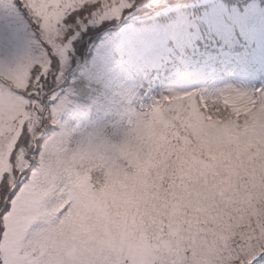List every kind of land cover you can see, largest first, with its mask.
I'll return each instance as SVG.
<instances>
[{
    "label": "snow or ice",
    "instance_id": "obj_1",
    "mask_svg": "<svg viewBox=\"0 0 264 264\" xmlns=\"http://www.w3.org/2000/svg\"><path fill=\"white\" fill-rule=\"evenodd\" d=\"M136 6L0 0V264H264V89L56 127L73 41Z\"/></svg>",
    "mask_w": 264,
    "mask_h": 264
},
{
    "label": "trees",
    "instance_id": "obj_2",
    "mask_svg": "<svg viewBox=\"0 0 264 264\" xmlns=\"http://www.w3.org/2000/svg\"><path fill=\"white\" fill-rule=\"evenodd\" d=\"M201 1L203 0H137V6L129 12L134 18L125 20L121 26L114 28L121 22L122 19H119L112 23L105 22L101 28L89 25L82 31L76 39L60 86L61 96H68L64 111L56 117V127L72 130V126L67 128V124L74 122L73 118L82 120L87 116L90 121L84 119L83 126L73 127L76 133H87L90 130L86 125L102 116L101 107L106 104V100L101 99L108 82L103 77L105 70L102 72L101 64H105L104 59L106 67L117 62L119 64L123 52L117 48L121 47L120 40L123 37L132 43V58L122 63L121 67L134 61V54L137 61L138 51L142 53V57H139L141 61L148 62V67L143 71L144 77L136 75L142 79L135 98L136 112L151 107L145 95L153 85L152 78L159 71V63L161 66L177 65L183 71L184 60L199 58L208 51L217 52L221 49L243 55L245 50L252 49L250 46L254 48V45H249L248 32L264 28V0ZM215 15H222L226 25H219ZM181 17L184 18L181 20ZM175 22H178L179 30L178 27L176 31L168 29V25ZM226 26V31L232 38L222 30L218 31L220 27L225 30ZM112 70L117 72L113 65ZM141 103L143 104L140 106ZM84 106L87 110L83 109ZM130 110L132 109L127 108V111ZM127 111L119 113L120 119L116 117L111 121L106 118L105 135L127 129Z\"/></svg>",
    "mask_w": 264,
    "mask_h": 264
},
{
    "label": "rangeland",
    "instance_id": "obj_3",
    "mask_svg": "<svg viewBox=\"0 0 264 264\" xmlns=\"http://www.w3.org/2000/svg\"><path fill=\"white\" fill-rule=\"evenodd\" d=\"M213 1L214 0H203L201 2L209 3ZM130 11L131 9L127 10L119 19L124 21L134 18V16L129 13ZM214 17L217 18L216 22L219 25H226L223 23L222 19L224 17L222 15H215ZM183 18L184 17H181V20ZM116 20L117 19L106 20L101 24L94 26L101 28L104 26L105 22L112 23ZM177 27L179 30L178 22L168 25V29L172 31H176ZM219 30H222L226 35L229 34L226 31L227 26L225 30L223 27H220L218 31ZM248 34L249 45H254V48L253 46H250L252 49L245 50L243 55L237 56L225 50H218L217 52L208 51L199 58L184 60L182 62V68H184L183 71H181L180 67L177 65L161 66V63H159L157 66L159 71H157L152 78L153 86L146 94L149 106L152 107V105L160 100L162 94L167 95L170 92L185 94L196 91L205 98L215 99L219 98L221 93L229 88L246 93L254 92L257 89H264V28L259 30H249ZM228 36L229 38H232V36ZM75 42L76 40L73 41L72 48L68 52V63L71 59ZM131 44L132 43L129 39L123 37V40H120L121 47L117 48L123 52L119 64L117 62L115 65L113 63L109 67H106L107 62L105 59V64H101L102 72L105 70L103 72V77L108 82L106 86H104L105 95L101 99L106 100V104L101 107L102 116L92 120L90 125H86L90 130L89 132L87 131V133L103 130L105 134L108 121L106 118L111 121L116 119V117H119L120 119L119 113L124 112V110L127 111V108L132 110L136 109L135 98L138 96L139 89L141 88L140 81L142 80L140 77H136V75H139L142 78L144 77L143 71L148 67V62L141 61L139 57H142V53L138 51L137 61L135 60L137 57L133 53L134 61L121 67L122 63H125L132 58L130 55ZM112 65L117 72H113ZM67 96V94L63 96L65 97V101L57 116L64 111L67 105ZM105 102H103V104ZM141 105L142 103L140 106ZM146 105L147 104H145V106ZM83 109L87 110V107L84 106ZM84 119L85 121H90V118L87 116L82 118L83 121L76 117L72 119L75 123L71 120L72 122L67 124V128L72 126L73 130L76 127L83 126L85 124ZM127 122L126 124L128 126ZM118 133L120 135L123 134L120 130H118Z\"/></svg>",
    "mask_w": 264,
    "mask_h": 264
}]
</instances>
